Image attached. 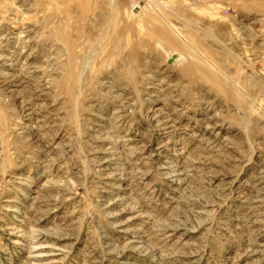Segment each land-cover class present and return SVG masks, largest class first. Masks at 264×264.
Returning a JSON list of instances; mask_svg holds the SVG:
<instances>
[{
  "label": "rangeland",
  "instance_id": "rangeland-1",
  "mask_svg": "<svg viewBox=\"0 0 264 264\" xmlns=\"http://www.w3.org/2000/svg\"><path fill=\"white\" fill-rule=\"evenodd\" d=\"M74 1L0 0V264H264V0Z\"/></svg>",
  "mask_w": 264,
  "mask_h": 264
},
{
  "label": "bare ground",
  "instance_id": "bare-ground-1",
  "mask_svg": "<svg viewBox=\"0 0 264 264\" xmlns=\"http://www.w3.org/2000/svg\"><path fill=\"white\" fill-rule=\"evenodd\" d=\"M81 2L83 1V0H80ZM74 2H79V0H75ZM78 9H77V15L75 16L76 17V20H80V19H82V20H86L87 19V14H85L86 13V10H84V8H82V4H81V6L80 7H77ZM70 14V19L72 20V18H74L72 15H71V13H69ZM66 15L67 16H69L68 15V12L66 13Z\"/></svg>",
  "mask_w": 264,
  "mask_h": 264
}]
</instances>
